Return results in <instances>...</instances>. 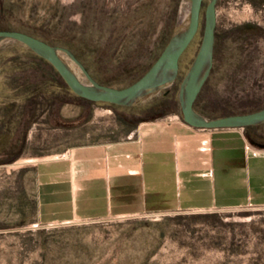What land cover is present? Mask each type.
Listing matches in <instances>:
<instances>
[{"label": "rangeland", "instance_id": "374dc122", "mask_svg": "<svg viewBox=\"0 0 264 264\" xmlns=\"http://www.w3.org/2000/svg\"><path fill=\"white\" fill-rule=\"evenodd\" d=\"M209 2L205 0L203 15ZM263 5L264 0H219L214 66L203 107H264V13L257 10ZM192 6V0H0V12H6L13 28L58 40L75 38L99 61L111 63L110 69L131 62L132 68L140 65L137 71L161 55L174 33L187 29ZM204 26L202 18L175 83L123 111L137 124H124L103 104L87 105L74 97L61 98L56 105L44 101L16 165L73 147L127 140L140 123L148 122L141 120L152 116L149 110L166 92L174 110L163 118L176 115L183 120L180 89L200 52ZM65 58L87 83L78 65ZM32 69L37 74L45 71L65 86L56 71L23 44H0V158L7 150L6 138L21 134L14 135L13 123L6 122L21 113L26 94L17 80ZM260 130L264 132V125ZM34 179L29 169L0 166V264H264V208L158 213L44 227L37 224Z\"/></svg>", "mask_w": 264, "mask_h": 264}, {"label": "crops", "instance_id": "0c3cea01", "mask_svg": "<svg viewBox=\"0 0 264 264\" xmlns=\"http://www.w3.org/2000/svg\"><path fill=\"white\" fill-rule=\"evenodd\" d=\"M17 162L7 165L35 178L37 224L44 227L264 208V144L250 141L244 128L197 129L176 115L142 122L124 141Z\"/></svg>", "mask_w": 264, "mask_h": 264}, {"label": "water", "instance_id": "95a60500", "mask_svg": "<svg viewBox=\"0 0 264 264\" xmlns=\"http://www.w3.org/2000/svg\"><path fill=\"white\" fill-rule=\"evenodd\" d=\"M205 0H192L190 24L186 30L173 34L169 44L150 70L135 84L116 88L100 84L93 78L85 65L69 49L52 45L42 39L20 31H0V44L14 40L22 43L37 55L48 61L61 75L70 89L79 97L94 103H106L123 107H134L146 96L168 89L180 74L181 59L201 29L203 4ZM205 10L204 35L200 49L180 89L179 102L183 120L193 128L216 130L246 128L264 124V109L218 119H209L200 114L195 104L208 81L213 66L218 23V0H209ZM183 33L184 37L178 35ZM65 56L82 70L88 82L82 81L72 69ZM167 92L165 93V95Z\"/></svg>", "mask_w": 264, "mask_h": 264}, {"label": "trees", "instance_id": "16d2710c", "mask_svg": "<svg viewBox=\"0 0 264 264\" xmlns=\"http://www.w3.org/2000/svg\"><path fill=\"white\" fill-rule=\"evenodd\" d=\"M6 17H7L6 12L2 10L0 12V31L9 30V31L24 32L32 36H35L39 39H42L52 45L64 47V48L71 50L76 55V57L85 65V67L90 72V74L93 76V78L102 85L114 87L115 86L114 84H119V85H124V87L122 88H125L132 84H135V82H137L140 78L142 79V77L150 70L153 64L160 57V56L157 57L156 60L152 62L148 67L142 68L141 71H137L140 65L134 66L132 68L131 62H128L125 66H117L116 68H111L113 69L111 70L110 69L111 63H108V62L102 63L101 60L99 61V59H97L94 56L93 54L94 52L90 49V47L82 46L80 41H77V39L66 37L64 39L58 40V39L50 38L47 33L45 34L38 33L35 31H30V30H26L22 28L15 29L13 28V26H11V24L8 23V19ZM247 29L253 30L255 28H253V26H249L247 27ZM33 53L36 56H38L42 62H45L46 64H48L51 68H53L56 71V74L58 75V77L61 80H63V82L65 83V86H59L56 80L50 77L45 71L39 72L37 74L38 71L37 70L34 71V69H32L31 72L28 71L25 76H21L20 78H18L17 81L20 82V86L22 87V89L25 91V94H26L25 101H24L25 103H23L22 105L21 113L18 116H15L16 118L15 121L13 120V118H9V120H7L6 123L8 124L13 123L12 132L14 133V135H16L17 132L19 131H21V134L18 137V139L13 138L12 137L13 134L11 135V137L9 136L8 138H6L5 143L6 145L8 144V146H7V150H5L3 157L0 158V165L13 164L22 156L25 146H26L27 132L32 126V124L34 123V121L36 120L39 107L42 104H44V101L47 103H49L50 101L52 105H56L58 104V102L61 101L60 100L61 98H63V101H64L65 98L74 97L80 101L82 100V102L86 103L87 105L103 104V105H107L110 108H112L115 111L116 115L118 116L119 120L123 122L124 124H127L129 126H133L137 124L135 123V121L132 120V117L129 114H126L123 112L125 109H127V107L106 104V103H94V102H91L89 100H86L84 98L77 96L70 89V87L66 84L64 79L58 73V71L48 61H46L45 59L37 55L35 52ZM132 69L136 72L133 73ZM205 88H206V85L204 86L203 91L201 92L195 104V108L200 114H202L203 116L209 119H218V118L233 116L234 114L244 115V114L254 113V112L264 109L263 107L258 110H247L245 108L234 106V105L233 106L231 105V106H228L222 109L220 108L209 109L206 106L203 107L202 97H203V92ZM58 89L59 90L62 89V92L57 93ZM14 105L15 104L13 103L12 106ZM173 110H174V102L172 98H170V95H168L159 104L155 105L152 109L149 110L148 114H152V116L148 118H144L141 121L158 120L166 116L168 113L173 112ZM210 113L213 115H216V117H208V114ZM263 125L264 124L259 125V126L250 125L245 128L247 136L250 139V141L254 143L264 144V132L260 130V127Z\"/></svg>", "mask_w": 264, "mask_h": 264}, {"label": "flooded vegetation", "instance_id": "af4514ba", "mask_svg": "<svg viewBox=\"0 0 264 264\" xmlns=\"http://www.w3.org/2000/svg\"><path fill=\"white\" fill-rule=\"evenodd\" d=\"M204 4H205V1H204ZM204 4H203V10H204ZM219 8V0H218V3H217V10ZM206 10V9H205ZM257 10H261V14L264 13V5L261 6V8H257ZM203 13V12H202ZM205 16V12H204V15L202 14V18H204ZM256 29H253L252 31L254 32ZM259 31H261V29H259ZM169 93H167L164 97L168 96Z\"/></svg>", "mask_w": 264, "mask_h": 264}, {"label": "bare ground", "instance_id": "6f19581e", "mask_svg": "<svg viewBox=\"0 0 264 264\" xmlns=\"http://www.w3.org/2000/svg\"><path fill=\"white\" fill-rule=\"evenodd\" d=\"M178 36H179V37H177L178 39H180L181 37H184L183 33L179 34Z\"/></svg>", "mask_w": 264, "mask_h": 264}]
</instances>
